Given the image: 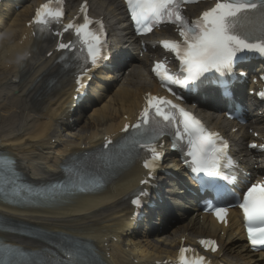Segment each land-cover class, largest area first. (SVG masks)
I'll use <instances>...</instances> for the list:
<instances>
[{
  "label": "snow or ice",
  "instance_id": "1",
  "mask_svg": "<svg viewBox=\"0 0 264 264\" xmlns=\"http://www.w3.org/2000/svg\"><path fill=\"white\" fill-rule=\"evenodd\" d=\"M124 2L138 33L150 32L156 24L168 22L175 24L179 35L183 37L182 41L164 40L160 42L165 49L175 52L183 67L181 74L174 75L164 67L162 62L157 63L153 71L160 77L162 83L187 86L189 82L199 80L210 70L221 74L231 72L238 53L258 52L264 55V0H216L214 6L203 11L198 18L193 20L187 19L182 14L181 5L195 2V0H124ZM53 3L59 5L62 0H48V3L36 10L33 17L32 23L41 34L50 33L51 25L54 22L58 23L63 16V11L59 7L50 6ZM81 12L85 13L82 23L69 22L64 26L65 32L74 30L76 40L69 41L67 44L59 43L57 47L69 50L74 48L78 41L87 53L83 57L84 64L81 66V72L86 76L89 71L88 61H91L93 67L97 66L99 60L105 58L102 50L106 45L101 39L102 21L90 19L86 14V5H82ZM92 25H99V28L94 29ZM76 83L77 90H79V86H82L80 76H77ZM218 87L222 89L225 97L230 94V89L226 84L221 83ZM146 99L147 104L140 115V122L131 126L125 125L123 131L127 132L130 127L136 130L126 141L125 147L129 151V156L135 152L137 147L149 149L153 163L145 160L144 167L152 169L160 153L155 147L150 148L151 142L157 139L158 135L164 134L159 127H152V122L156 117H160L162 121L170 125L176 119L175 112L172 110L178 109V106L162 97L149 96ZM169 105L170 108L166 107ZM150 110H154V113ZM178 110L183 118V131H177L176 135L181 139L185 135L188 137L190 145L188 155L192 157L194 165L192 170L194 172L203 171L213 176L221 175L220 169L224 165H221L220 160L223 158L226 144L217 147L214 141L217 134L206 132L200 127V122L192 119L189 113L183 109ZM160 122L157 121V124L159 125ZM251 147H256V145H251ZM148 175H152L151 170ZM140 183L146 184L148 181L141 180ZM96 186L102 187L103 180L100 179ZM57 187L53 186L54 189ZM66 194H68L67 188L59 192L33 191L30 186L20 182L16 177L13 161L0 158V195H3L5 199L15 202L30 199L54 201ZM143 195L146 193L141 191L132 199V204L140 206ZM209 207L213 206L209 205ZM239 207L243 210L249 243L254 250L264 246V182H257L248 187L243 193ZM225 212L223 208H215L218 219H223ZM200 243L211 246L212 251H216L215 241L201 240ZM186 251H188L186 248L180 249L181 264H203L204 257H194L189 260L184 256ZM19 255H22L19 249L0 247V264H18L16 257ZM64 256L65 258L58 264H85L79 249L67 250Z\"/></svg>",
  "mask_w": 264,
  "mask_h": 264
},
{
  "label": "bare ground",
  "instance_id": "2",
  "mask_svg": "<svg viewBox=\"0 0 264 264\" xmlns=\"http://www.w3.org/2000/svg\"><path fill=\"white\" fill-rule=\"evenodd\" d=\"M42 1H27L20 10L8 12L5 19L0 22V55L6 48L8 49L7 55L0 56V65H3V69L0 70V146L5 147L16 157L19 155L21 158H31L30 164L38 163L36 166L43 159L55 162V158L51 157L52 151L50 150L57 149L59 146L50 143V140L52 138L57 139L60 128L57 123L58 115L60 108L66 101L68 95L66 87L69 85L67 76L62 71H57L50 66L52 57L45 58V54L51 49L50 44L41 41L32 42L33 36L26 33L25 23L31 15L32 7ZM80 1L67 0V7H74ZM90 3L99 6L98 15H104L109 22L117 20L121 27L124 26L120 4L117 0H90ZM119 33H123L124 37L127 38L128 28L124 27ZM25 48H28L31 53L29 62L26 64L21 62L19 66L14 65L12 61L17 59V63H19L21 57L25 54ZM146 72L145 58H140L138 55L132 57L131 63L123 70V74L127 73V75L122 77L117 84L112 85V89L111 86H105L106 91L103 98L92 100L93 108H95L89 121L81 126L77 123V126H75L77 128V130L75 129L76 132L66 133L71 137L75 136L74 141L77 142L74 145H78L85 140L82 134L86 130L92 129L87 138V143H89L94 132H114L116 130L115 124L120 123L122 116L131 117L133 115V111L138 107L141 93L155 86ZM36 78L39 81L34 82ZM51 78L56 80L55 86L50 89L43 87L44 82H48ZM114 87L117 90L111 96ZM207 121L214 127H218L223 131L226 130L225 122L219 117L207 118ZM263 121L264 118H257L256 123L249 126L255 129L260 128ZM242 137L247 139L249 135L245 132ZM61 140H63L62 136L58 141ZM51 164L46 169V176L53 174ZM33 169L37 173L31 174L34 177H30V179L36 180L41 173H38L40 172L38 168L33 167ZM139 175L140 170L138 168L134 169L130 174L122 177V180H118L111 192L106 189V194L99 198L79 199L75 202L78 204L55 214H63L64 217L72 219L77 218L74 220L81 221V225L79 227L71 225L72 230L76 233L83 232L87 235H93L95 228L99 226L103 219L109 223H116V213L118 212L113 208L103 209L100 213H96L94 210L107 203L112 205L119 203V207L125 208L123 198L129 188L136 184ZM19 214L21 218L30 221L40 222L45 220L42 217L43 214L38 210L23 211ZM188 222L184 224L182 230L187 229ZM122 230L124 232L126 228H122ZM228 230L229 232L232 231L231 228ZM216 231H218L216 228L211 227L206 228L205 231L196 230L194 227L191 232L187 233V236L192 240L196 236L214 235ZM113 236L116 237V235ZM96 237L99 238L98 235ZM168 240H170L168 237L157 239L158 243L156 244L153 241L130 238V242L124 246L113 242H108V244L113 254L114 264H125V260L131 254L138 256L139 263L142 260L147 262L150 259L148 254L154 255L151 260H159L158 256H161V254L172 252L169 250L171 246L167 243ZM230 252L229 249V256ZM239 255L240 257L236 260H241L243 264L248 263L243 258L242 253H239ZM230 257L232 258L230 261H233V257Z\"/></svg>",
  "mask_w": 264,
  "mask_h": 264
},
{
  "label": "rangeland",
  "instance_id": "3",
  "mask_svg": "<svg viewBox=\"0 0 264 264\" xmlns=\"http://www.w3.org/2000/svg\"><path fill=\"white\" fill-rule=\"evenodd\" d=\"M89 114H90V116H89V119L92 117V114H91V112H89ZM89 119H88V121H89ZM185 224V223H184Z\"/></svg>",
  "mask_w": 264,
  "mask_h": 264
}]
</instances>
